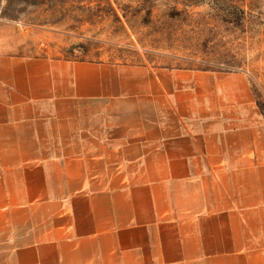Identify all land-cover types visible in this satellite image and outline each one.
Segmentation results:
<instances>
[{
	"label": "crops",
	"instance_id": "0c3cea01",
	"mask_svg": "<svg viewBox=\"0 0 264 264\" xmlns=\"http://www.w3.org/2000/svg\"><path fill=\"white\" fill-rule=\"evenodd\" d=\"M0 26V264H264L246 72L22 52Z\"/></svg>",
	"mask_w": 264,
	"mask_h": 264
},
{
	"label": "rangeland",
	"instance_id": "374dc122",
	"mask_svg": "<svg viewBox=\"0 0 264 264\" xmlns=\"http://www.w3.org/2000/svg\"><path fill=\"white\" fill-rule=\"evenodd\" d=\"M30 55L247 73L264 125V0H6Z\"/></svg>",
	"mask_w": 264,
	"mask_h": 264
},
{
	"label": "built area",
	"instance_id": "2783aa9c",
	"mask_svg": "<svg viewBox=\"0 0 264 264\" xmlns=\"http://www.w3.org/2000/svg\"><path fill=\"white\" fill-rule=\"evenodd\" d=\"M5 1L6 0H0V20L3 18L4 9H5Z\"/></svg>",
	"mask_w": 264,
	"mask_h": 264
}]
</instances>
